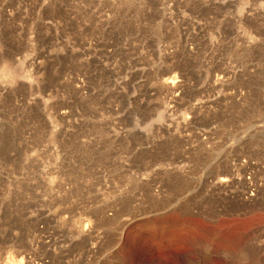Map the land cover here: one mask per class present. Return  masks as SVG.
I'll return each instance as SVG.
<instances>
[{"label": "rangeland", "instance_id": "obj_1", "mask_svg": "<svg viewBox=\"0 0 264 264\" xmlns=\"http://www.w3.org/2000/svg\"><path fill=\"white\" fill-rule=\"evenodd\" d=\"M17 260L264 264V0H0Z\"/></svg>", "mask_w": 264, "mask_h": 264}, {"label": "built area", "instance_id": "obj_2", "mask_svg": "<svg viewBox=\"0 0 264 264\" xmlns=\"http://www.w3.org/2000/svg\"><path fill=\"white\" fill-rule=\"evenodd\" d=\"M249 165V164H248ZM239 170H235L232 172L230 178H220L219 183L220 185L229 188L232 187L233 184H246V188L243 192L241 193V196H255V190L253 189L254 187L252 186V183L255 181H258L259 179L257 178V174L259 172H255L254 174L251 172L248 173H243V175L240 177L238 176Z\"/></svg>", "mask_w": 264, "mask_h": 264}, {"label": "bare ground", "instance_id": "obj_3", "mask_svg": "<svg viewBox=\"0 0 264 264\" xmlns=\"http://www.w3.org/2000/svg\"><path fill=\"white\" fill-rule=\"evenodd\" d=\"M174 79L175 78H173V77L172 78H167V79L164 80V84L167 85V86L171 85L170 87H173L172 84H174ZM21 263H22L21 260H17L14 263L12 262L11 264H21Z\"/></svg>", "mask_w": 264, "mask_h": 264}]
</instances>
